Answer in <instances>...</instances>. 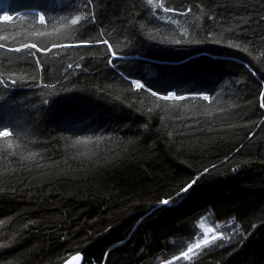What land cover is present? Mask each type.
Listing matches in <instances>:
<instances>
[{
    "label": "trees",
    "instance_id": "16d2710c",
    "mask_svg": "<svg viewBox=\"0 0 264 264\" xmlns=\"http://www.w3.org/2000/svg\"><path fill=\"white\" fill-rule=\"evenodd\" d=\"M0 125V264H264V0H0Z\"/></svg>",
    "mask_w": 264,
    "mask_h": 264
},
{
    "label": "snow or ice",
    "instance_id": "6c2138e0",
    "mask_svg": "<svg viewBox=\"0 0 264 264\" xmlns=\"http://www.w3.org/2000/svg\"><path fill=\"white\" fill-rule=\"evenodd\" d=\"M149 2H151V0H149ZM5 19H10V17H5ZM79 17L73 19L71 21L72 24H77V22L79 21ZM177 43H179V41H176ZM105 44H107V41L104 42ZM237 47H239V45H236ZM32 47H35V45H32ZM108 48L110 50L111 55L115 56L116 53L111 51V45H108ZM135 87L137 88H142L144 87V85L137 83L135 85ZM152 95H157L155 92H152ZM161 99H183V97H176V96H162L160 97ZM204 100H208L209 97L204 96L203 97ZM0 127H2V125H0ZM10 133H8L7 131H0V136H9ZM88 141H76V144H82V143H87ZM205 171H208V169H205ZM198 179V178H197ZM196 183V180L194 179L192 182L186 184L185 187L181 188L179 192L175 193V195L173 197H170L168 199H163L160 204H158L156 206V210H162L164 206L167 207H175L177 206L178 203L182 202L184 199H186V194L189 192V190L192 188L193 184ZM216 237H213V239H215ZM209 243V240L206 238L203 241L196 243L194 245V248L199 249L201 247V244L207 245ZM194 249L193 247L188 248V251L184 253V256H188L189 253H193ZM74 260H79V257H74Z\"/></svg>",
    "mask_w": 264,
    "mask_h": 264
},
{
    "label": "rangeland",
    "instance_id": "374dc122",
    "mask_svg": "<svg viewBox=\"0 0 264 264\" xmlns=\"http://www.w3.org/2000/svg\"><path fill=\"white\" fill-rule=\"evenodd\" d=\"M137 83H140V82H137L136 81L135 84H137ZM200 227H201L202 233L204 234V238L202 240H197L195 242V244L203 241L206 238L209 240V242H211L212 240H214L213 237H216L217 238L218 234L216 233L215 228L211 225L210 220H209L208 217H205L202 220ZM194 245H193V249H194L193 253H189L188 256H187V258H190V257H192V255H194L195 250H196V248H194ZM201 245H203V244H201Z\"/></svg>",
    "mask_w": 264,
    "mask_h": 264
},
{
    "label": "water",
    "instance_id": "95a60500",
    "mask_svg": "<svg viewBox=\"0 0 264 264\" xmlns=\"http://www.w3.org/2000/svg\"><path fill=\"white\" fill-rule=\"evenodd\" d=\"M74 257H79V260H74ZM85 263V257L82 253H77L73 256H71L67 261H65L63 264H84Z\"/></svg>",
    "mask_w": 264,
    "mask_h": 264
},
{
    "label": "built area",
    "instance_id": "2783aa9c",
    "mask_svg": "<svg viewBox=\"0 0 264 264\" xmlns=\"http://www.w3.org/2000/svg\"><path fill=\"white\" fill-rule=\"evenodd\" d=\"M5 17H10V19H11V16L9 14L4 15V20H9V19H5Z\"/></svg>",
    "mask_w": 264,
    "mask_h": 264
}]
</instances>
